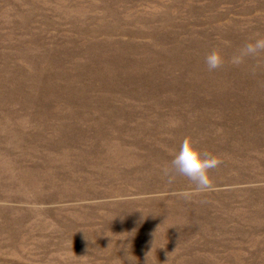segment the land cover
<instances>
[{
    "label": "rangeland",
    "instance_id": "1",
    "mask_svg": "<svg viewBox=\"0 0 264 264\" xmlns=\"http://www.w3.org/2000/svg\"><path fill=\"white\" fill-rule=\"evenodd\" d=\"M0 264H264V0H0Z\"/></svg>",
    "mask_w": 264,
    "mask_h": 264
},
{
    "label": "clouds",
    "instance_id": "2",
    "mask_svg": "<svg viewBox=\"0 0 264 264\" xmlns=\"http://www.w3.org/2000/svg\"><path fill=\"white\" fill-rule=\"evenodd\" d=\"M259 46L257 45V47ZM248 51L252 52L254 49L249 46ZM222 62L223 59L218 52H213L205 58V63L209 70H216L221 66ZM218 163L217 157L210 153L202 152L197 148L194 139L189 136L180 142L178 151L171 153V159L165 165L163 173L169 179H173L175 176L185 177L194 185L195 191H205L212 184L209 170L215 168Z\"/></svg>",
    "mask_w": 264,
    "mask_h": 264
}]
</instances>
